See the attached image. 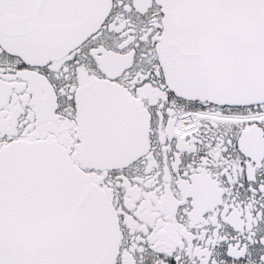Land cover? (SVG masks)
<instances>
[{"label":"snow or ice","instance_id":"1","mask_svg":"<svg viewBox=\"0 0 264 264\" xmlns=\"http://www.w3.org/2000/svg\"><path fill=\"white\" fill-rule=\"evenodd\" d=\"M0 264H264V0H0Z\"/></svg>","mask_w":264,"mask_h":264}]
</instances>
